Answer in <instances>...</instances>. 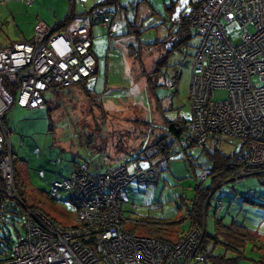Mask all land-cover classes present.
<instances>
[{"label":"rangeland","instance_id":"374dc122","mask_svg":"<svg viewBox=\"0 0 264 264\" xmlns=\"http://www.w3.org/2000/svg\"><path fill=\"white\" fill-rule=\"evenodd\" d=\"M73 1L76 10L82 12L101 0ZM197 1L121 0L126 11L121 15L115 36H110L99 21L93 23V52L99 60L100 70L88 79L87 88L91 91H84L78 85L56 87L45 92L47 103L40 108L25 109L15 105L7 111L6 123L17 158L15 170L22 197L12 203L17 213L0 215V263L5 259V252L16 243L18 234H25L23 204L36 207L64 226L76 224L77 209L69 192L62 189L57 198H52L50 189L55 181L69 178L78 163L87 162L91 168L105 171L141 156L143 166L150 164L142 150L155 145L154 141L166 131L163 120L155 117L159 103L151 98L144 76L145 72L154 70L165 48L146 43L165 39L170 29H176L170 16L191 13ZM68 8L69 0H34L32 5L25 0H0V49L16 41L31 39L39 21L55 27L67 15ZM129 24L131 30H128ZM233 28H230V35L236 38L241 31L237 24ZM137 31L141 33L142 43L138 42ZM192 34L186 51L177 52L170 58L167 77L178 72L176 92L166 86L159 90L162 105L168 108L164 114L169 119L192 115L191 68L200 42V36L194 31ZM133 52L141 53L139 63ZM135 66H141V69H135ZM141 78H144L142 84ZM224 96L225 90L215 91L216 99ZM110 101L115 107H108L109 111H106L104 106L107 109ZM150 120L152 122L147 123ZM213 143L210 140L208 146ZM218 146L226 154L240 148L237 139L223 140ZM172 151L168 168L163 171L158 184L134 180L122 190L126 230L147 235L142 232L146 228L142 224L148 218H184L178 229L182 232L189 227L188 205L196 184L201 181L199 174L204 168L199 162L203 157L200 151L192 148L184 151L177 143ZM250 171L238 181L226 182L216 191L208 211L209 231L213 232L217 218L226 225L245 224L259 231L264 239V206L252 205L246 198L253 192L255 200L264 202V175ZM211 180L209 176L202 183L210 185ZM220 200L222 206L217 213ZM132 204H136L135 210ZM254 248L252 242L247 243L245 257L239 264H261L263 260H259L258 250ZM223 251L222 245L217 246V253ZM227 255L235 254L231 250Z\"/></svg>","mask_w":264,"mask_h":264},{"label":"built area","instance_id":"2783aa9c","mask_svg":"<svg viewBox=\"0 0 264 264\" xmlns=\"http://www.w3.org/2000/svg\"><path fill=\"white\" fill-rule=\"evenodd\" d=\"M32 4L34 0H25ZM122 8L100 5L77 17L67 28L54 31L43 21L31 39L0 49V197L19 199L15 186L17 158L5 122L13 106L37 109L46 104L45 92L83 82L97 71L93 52V23L115 36ZM177 16L174 23H182ZM190 28L200 36L191 68L187 130L178 140L183 150L202 151L210 140H239L244 169L264 166V0H201L189 14ZM240 35L232 38L230 28ZM235 29V27L233 28ZM165 86L176 89L175 78ZM216 90L226 96L215 98ZM170 158L143 166L138 158L127 164L91 168L79 163L69 178L55 181L51 197L62 189L77 211L76 224L64 226L42 211L27 210L26 233L12 244L0 264H192L203 261L198 250L205 226L184 232L179 241L137 235L126 230L122 190L132 181L158 184ZM254 171V170H253ZM256 171H264L259 169ZM247 173H249L247 171ZM246 173V174H247ZM207 177V171L199 174ZM222 201H220V204ZM136 209V204H132Z\"/></svg>","mask_w":264,"mask_h":264},{"label":"trees","instance_id":"16d2710c","mask_svg":"<svg viewBox=\"0 0 264 264\" xmlns=\"http://www.w3.org/2000/svg\"><path fill=\"white\" fill-rule=\"evenodd\" d=\"M200 2L201 0H198L197 2L194 3L193 10L191 12H193L195 9L199 7ZM105 4L120 6L122 7V12L123 9L126 8V6L122 4L121 0H101L95 3L93 6H91L89 10L78 12L76 10L75 2L73 0H69V8L67 11V15L64 16L62 19H60L55 25V27L52 28L54 31L63 30L67 28L77 17L83 16L88 12H90V10H92L93 8ZM189 14L190 13L185 15H179L182 16L184 20L182 23H177V24L174 23V18L177 16L174 17L170 16V19L172 20V24L173 26H175L176 29L173 31H171L170 29L165 39L162 40L157 39L151 43H146V45L149 46L156 45V46H163L165 48L163 55L160 56L159 59L157 60V64L154 70L152 72H147V73L145 72V76H144L145 79L141 78L142 83L144 79L145 85L149 89L150 96L153 99V101L156 103V99H157L159 103V105L158 104L157 105L158 108L160 109L156 110L155 117L156 118L160 117L163 120V122L165 123L164 128L166 131L162 136L158 137L157 141L155 140L156 142L154 141L155 145L147 146L142 150V152H145L146 155L145 158L148 159L150 164L159 161L164 154H166L170 158L171 154L173 153L172 148L174 144L176 143L178 144L179 138L187 130L189 118L180 116L175 119H169L166 117L164 111H166L168 108L165 109L163 107L162 97H160L159 95V90L161 86H165V78L167 77V72L171 67L170 58L172 57V55H174L177 52H185L187 46H190V42L193 37L192 34L193 31L191 30L190 24L187 21V17L189 16ZM131 29L132 28L130 27L129 24L128 30ZM125 33L126 31L123 34H121V36L124 35ZM137 34H138L137 36L138 42L140 41V43H142L140 40L141 33L137 31ZM133 53H136L135 56L133 57H136L137 60L136 62L139 63V61L142 60L141 53L140 52L139 53L133 52ZM97 61H98L97 71L94 75H96L100 70V64L98 58ZM136 68L141 69V66H135V69ZM171 76L175 78V81L177 83L178 72H175V74ZM88 79H86L83 82L72 84L70 86L78 85L79 87H83L84 91L89 92L91 90L87 88ZM174 91L176 92V89ZM150 122H152V120L147 121V123ZM213 142L214 143L211 146H207L205 150L200 151L203 159L199 163L204 168L202 169V171L203 170L207 171L208 175L204 179L199 177L201 181L196 184L194 189V195L191 198V203L188 205L189 211L187 218L190 220L188 229L193 228L195 226H199V227L205 226L206 228L203 240L198 249L204 255L205 259L203 261H195L196 263H192V264H197L199 262H204L208 264H239V261L243 257H245L244 251L247 243L252 242L255 247L254 250H258V252H261L264 251V239L259 231L253 230L250 227L246 226L245 224L232 223L226 225L217 218H215L216 220L215 223L213 224V232L209 231L208 211L211 205V199L215 195L216 191L220 187H222V185L225 184L226 182L238 181L240 178L246 176L247 171L251 172L250 170L253 171V170L263 169L264 166H259L252 169H247V168L244 169V158H245L244 147H240L238 150L226 154L222 152L218 146L221 141H213ZM150 149L151 151H149ZM135 158L141 160V156L134 157L132 159ZM130 161L124 164H127ZM255 174L261 176L264 175V171H257ZM209 176L212 179L211 184L204 185L202 182H204ZM0 182L1 184L3 182L1 176H0ZM15 182H16L15 183L16 191L19 195V198H21L22 191L19 186L20 184L17 178L16 170H15ZM249 195L250 196H247L246 198L249 202L252 203V205L254 204L258 206H264V202H259L254 199L255 194L253 192L249 193ZM52 198H57V197H52ZM14 200H15L14 198H9L4 192L1 194L0 215L1 213H9V212L17 213V210L12 206ZM23 205H24L23 213L25 215L26 221H27L26 209H30L33 211H41L39 209H36V207H29L25 204ZM221 206L222 205L220 204L219 207L217 208V213L221 208ZM46 215L48 216V214ZM183 221L184 218H180L177 220H169L166 218H153V219L148 218L142 224L143 227L146 226L145 230L142 232L146 233L147 236H153L174 242L179 240L181 234L188 230L187 229L186 231L183 230L182 232H180V230L178 229L183 224ZM25 233H26V227H25ZM19 236L21 235L18 234V237ZM219 245H222L224 251L217 253L216 248ZM10 249L9 251L5 252L7 253L5 255V259L8 257ZM231 250L234 252L235 254L234 256L227 255V252ZM262 262L261 264H264Z\"/></svg>","mask_w":264,"mask_h":264},{"label":"crops","instance_id":"0c3cea01","mask_svg":"<svg viewBox=\"0 0 264 264\" xmlns=\"http://www.w3.org/2000/svg\"><path fill=\"white\" fill-rule=\"evenodd\" d=\"M27 4H28V3H27ZM32 4H33V3H32ZM32 4H28V5H32ZM121 8H122V7H121ZM123 8H124V7H123ZM89 9H90V8H89ZM89 9H85L84 11L89 10ZM125 11H126V10H125V8H124V9H123V12H122V15H124ZM141 84H142V82H141ZM140 86L142 87V85H140ZM135 91H136V90H135ZM108 107H110V108L112 109V108L115 107V106H114V104L110 101L109 104H108V106H107V109H106V107L104 106V108H105L106 111H109V110H108V109H109ZM251 193H252V192H251ZM187 229H188V228H187ZM187 229H186V230H187ZM186 230L184 229V231H186ZM258 253H259V255H260L259 260H263V262H262V261H261V262L264 263V251H261V252H258Z\"/></svg>","mask_w":264,"mask_h":264}]
</instances>
